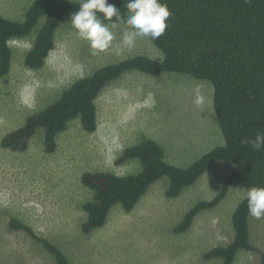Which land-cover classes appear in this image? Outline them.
Masks as SVG:
<instances>
[{"label": "rangeland", "instance_id": "obj_1", "mask_svg": "<svg viewBox=\"0 0 264 264\" xmlns=\"http://www.w3.org/2000/svg\"><path fill=\"white\" fill-rule=\"evenodd\" d=\"M35 1L0 0V12L22 20ZM111 30L115 36L111 47L94 55L70 21L60 24L55 48L40 69L29 68L24 60L37 27L32 35L10 41L12 70L0 80V264H57L54 255L27 231L10 228L12 218L57 244L73 264H224L220 258L204 255L234 238L232 217L246 197L244 182L232 180L227 196L216 207L201 211L188 230L175 233L173 229L192 206L216 196L234 170L230 163L216 162L174 198L166 195L169 178L164 176L134 209L127 211L116 204L103 227L90 234L82 230L87 217L82 205L93 195L82 174L138 171V159L116 163L127 146L153 138L165 149L168 162L188 167L225 144L211 81L181 72L129 70L108 83L97 98L96 131H86L74 119L58 134L54 152L45 149L43 128L25 151L2 146L7 133L54 103L77 78L139 54L164 59L163 51L147 38H138L131 50L122 48L124 23ZM197 86L206 98L200 108L193 104ZM249 223L251 242L258 250H240L233 264L264 260V218L250 215Z\"/></svg>", "mask_w": 264, "mask_h": 264}, {"label": "trees", "instance_id": "obj_2", "mask_svg": "<svg viewBox=\"0 0 264 264\" xmlns=\"http://www.w3.org/2000/svg\"><path fill=\"white\" fill-rule=\"evenodd\" d=\"M127 2L108 0L124 15ZM160 2L167 4L171 12L165 33L153 41L163 51V60L139 54L79 77L65 88L59 99L28 116L24 124L2 139L3 147L25 151L37 130L43 128L45 149L54 152L58 134L66 130L72 120L79 119L88 132L96 131L97 98L108 83L129 70L146 74L181 72L213 83V104L225 144L216 146L192 165L180 167L166 160L165 149L158 141L146 138L127 146L116 159L117 164L138 159L141 165L138 171L122 175L104 170L84 172L82 182L93 191L92 197L82 205L87 214L82 224L85 234L103 227L116 204L127 211L134 209L160 178H169L166 195L174 198L216 162L233 164L234 170L213 199L199 201L186 212L174 227L175 233L188 230L201 211L216 207L227 196L232 180L244 182L247 191L264 187V150L257 152L241 143L244 138H254L256 133L264 132V0ZM80 4L77 0H36L22 20L0 12V80L12 70V39L30 36L37 27L24 60L29 68L44 67L55 48L60 24L69 22L70 14L78 10ZM98 16L102 18V14ZM249 217L245 197L233 213L234 238L227 245L211 248L204 257L220 258L224 264H233L240 250H258L251 242ZM9 226L27 231L54 255L57 264H73L57 244L39 236L21 220L12 218Z\"/></svg>", "mask_w": 264, "mask_h": 264}, {"label": "clouds", "instance_id": "obj_3", "mask_svg": "<svg viewBox=\"0 0 264 264\" xmlns=\"http://www.w3.org/2000/svg\"><path fill=\"white\" fill-rule=\"evenodd\" d=\"M126 10V15L122 14L115 5L109 4L108 0H81L79 9L70 14L69 20L77 35L88 42L94 55L111 47L115 39L111 29L116 28L118 23L126 25L121 47L129 50L134 48L138 38L155 41L168 27L167 21L171 12L167 4L161 3L160 0H128ZM98 13L102 14V18ZM205 99L197 86L194 89L193 104L200 108ZM241 143L260 152L264 150V132L256 133L254 138H244ZM246 199L249 214L256 219L264 218V187L248 189Z\"/></svg>", "mask_w": 264, "mask_h": 264}]
</instances>
